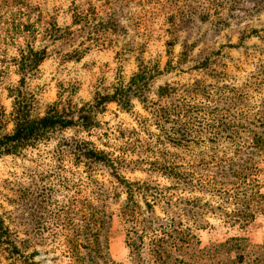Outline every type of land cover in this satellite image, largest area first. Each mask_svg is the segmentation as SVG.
I'll return each instance as SVG.
<instances>
[{
    "label": "rangeland",
    "instance_id": "1",
    "mask_svg": "<svg viewBox=\"0 0 264 264\" xmlns=\"http://www.w3.org/2000/svg\"><path fill=\"white\" fill-rule=\"evenodd\" d=\"M16 1L22 3V21L27 16L32 25L29 42L35 51L45 52L37 73L26 76L28 91L35 98L34 116H43L55 103L59 110L67 103L74 109L91 105L97 97L112 94L118 85H128L141 65L156 61L160 69L167 64L172 69L153 81L149 97L155 102H159L158 88L165 83L178 90L232 82L240 85L258 65L264 66V3L256 11L252 0H237L234 8L227 5L218 15L211 11L207 19L201 12L206 6L202 0ZM1 8L6 14V2ZM19 47H25L22 38L0 45L7 64L0 68V127H4V133L13 129L8 89L18 85L21 75L9 61L19 55ZM204 63L206 66H201ZM254 102H241L238 108L249 109ZM160 104L167 105L168 100ZM134 105L132 114L121 111L114 103L97 110L98 126L90 140L101 149L125 154L128 160L145 158L149 144L162 141L163 136L153 122L147 127L141 125L136 114L143 118L150 115L138 102ZM55 145L50 142L20 156L0 159V219L19 248L28 241L25 254L34 253L36 264H71L66 240L75 239L82 231L85 203L97 206L96 184L90 183L86 170L74 166L70 158L55 161ZM189 159L188 154L186 160ZM127 177L147 178L140 173ZM92 178L111 190L106 200L107 212L112 215L106 235L108 257L115 264H133L117 217L125 195L112 198L113 187L103 169L93 172ZM157 178L154 175L153 179ZM260 184L264 196V173ZM161 207H155L160 217ZM210 223L215 229L199 233L201 247L223 243L234 236L244 237L253 257L259 256L258 247L264 239V207L245 230L228 229L214 220ZM6 247L0 242V264H22L9 255Z\"/></svg>",
    "mask_w": 264,
    "mask_h": 264
},
{
    "label": "trees",
    "instance_id": "2",
    "mask_svg": "<svg viewBox=\"0 0 264 264\" xmlns=\"http://www.w3.org/2000/svg\"><path fill=\"white\" fill-rule=\"evenodd\" d=\"M5 2L6 14L1 12ZM202 2L206 6L201 12L207 19L211 11L218 15L225 6L234 8L238 3ZM252 2L257 11L264 0ZM22 8L19 1L0 0V45L20 38L25 41V47H19V55L9 61L21 79L17 86L8 89L13 129L4 133V127H0V159L55 142L52 158L57 162L70 158L74 166L86 170L90 183L96 184L97 206L93 207L90 201L85 203L82 231L75 239L66 240L71 264H115L108 257L106 239L112 217L106 200L111 190L104 182L93 181V172L98 168L110 178L112 198L125 195L117 217L131 263L264 264V239L258 247L259 256L253 257L247 238L234 236L223 243L201 247L199 235L215 229L210 220L228 229L245 230L264 207L260 184L264 173V66L258 65L240 85L232 82L178 90L165 83L158 88L159 102H155L149 97L153 81L172 69L170 64L160 69L156 61L141 65L128 85H118L112 94L97 97L91 105L74 109L67 103L59 110L55 103L43 116H34L35 98L28 91L26 76L37 73L45 52L35 51L29 42L32 25L27 16L22 21ZM2 33L7 36L2 37ZM4 59L0 54V68L7 65ZM163 99L168 100L167 105L160 104ZM249 100L255 101L249 109L238 108ZM134 102L150 115L143 118L136 114L141 125L147 127L153 122L163 140L150 143L145 158L128 160L123 153L99 148L90 138L91 132L97 130V110L114 103L121 111L132 114ZM135 173L147 178L127 177ZM154 175L165 183L153 179ZM160 206L162 217L155 213V207ZM15 241L0 219V242L7 246L9 255L22 264H36L34 253L25 254L28 241L22 242V249Z\"/></svg>",
    "mask_w": 264,
    "mask_h": 264
}]
</instances>
